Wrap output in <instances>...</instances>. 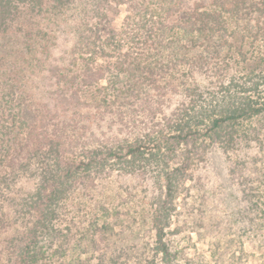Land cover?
Returning <instances> with one entry per match:
<instances>
[{
  "label": "trees",
  "instance_id": "trees-1",
  "mask_svg": "<svg viewBox=\"0 0 264 264\" xmlns=\"http://www.w3.org/2000/svg\"><path fill=\"white\" fill-rule=\"evenodd\" d=\"M262 119L264 0H0V264H90L80 248L98 242L83 233L77 256L61 257L70 233L60 223L77 185L87 191L113 171L120 181L156 177L160 197L142 219L154 233L125 246L113 223V259L96 264H184L169 232L186 171L211 144L235 150L224 181L239 206L256 189L257 164L254 146L238 141Z\"/></svg>",
  "mask_w": 264,
  "mask_h": 264
},
{
  "label": "rangeland",
  "instance_id": "rangeland-1",
  "mask_svg": "<svg viewBox=\"0 0 264 264\" xmlns=\"http://www.w3.org/2000/svg\"><path fill=\"white\" fill-rule=\"evenodd\" d=\"M125 13L124 5L117 7V14L113 20L115 27L121 25ZM179 97L170 102V107L164 110L165 113L174 108ZM168 98H163L159 106L153 103L152 107L160 109L162 103ZM157 115L161 118L159 113ZM113 117L115 118L114 115L109 114V118ZM107 126L110 127V124L108 123ZM122 128L123 125L117 121L113 126V133ZM253 128L255 130L248 137L250 140L246 142V139H241L238 141V146L249 143L254 146L253 161L257 164V169L250 172V176L257 180L256 189L248 191L244 202L241 200L242 203H239V206H237L238 203L233 204V190L224 181L226 176L225 155L234 157L235 150L229 149L223 153L221 146L213 142L215 144L208 147L200 160L192 166L193 168L186 171V174H191V176H186L187 189L184 187L176 194L175 202L178 204L179 211L172 218L170 226L172 229L169 232L171 245L169 246L171 251L178 253L179 262L189 264L191 260L192 264H264V119ZM99 137L96 134L90 140L86 139L88 143H85V146L96 145ZM124 137L130 136L124 135ZM196 165L202 166L201 169L195 168ZM115 174L116 171H113L108 176H95L99 178L97 180L99 182L89 186L90 189L87 191L83 190L81 185H77L80 196L78 195L74 202L66 207L65 218L60 223L62 230L58 233H70V243H65L62 247L64 255L61 257L77 256L72 249L83 243L81 239L78 244V240L84 233L88 234L89 240H96L98 243L91 246L83 245L80 248L82 250L81 260L89 259L90 264H96L97 255L100 256L103 253L107 261L112 260L113 223L114 232L127 234V237L120 241L125 246L131 241L133 233L144 235V239H152L154 231L149 226L150 224L147 225L142 219L148 216L150 206L154 204L151 202L157 201L156 198L160 197V184L156 182V177L152 174L143 177L150 188L149 192H145L142 188L143 178L136 176L134 179L120 181ZM204 175L207 178L210 177L206 182L207 193L200 186V179L203 181ZM208 191L213 192V195ZM113 207L116 209L115 213ZM209 210L213 212V215L200 216L202 212ZM114 214H117L121 220L118 216L113 218ZM215 214L219 216L216 217ZM220 215H224L225 219L215 222ZM235 217L238 220H234ZM135 218L136 223L132 221ZM125 222L126 226L121 230L123 227H119V223ZM215 223L227 229L221 233H214L212 226ZM205 227L208 233L204 234ZM103 233H110V235ZM107 237L110 239L108 240ZM53 245L55 248L57 243L54 242ZM217 246L222 251L221 253L216 251ZM93 248L98 250L91 252ZM57 259H60L59 256Z\"/></svg>",
  "mask_w": 264,
  "mask_h": 264
}]
</instances>
